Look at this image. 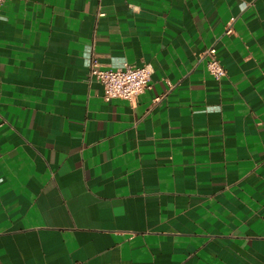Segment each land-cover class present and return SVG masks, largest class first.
Listing matches in <instances>:
<instances>
[{
    "label": "crops",
    "instance_id": "crops-1",
    "mask_svg": "<svg viewBox=\"0 0 264 264\" xmlns=\"http://www.w3.org/2000/svg\"><path fill=\"white\" fill-rule=\"evenodd\" d=\"M0 264H264V0L0 1Z\"/></svg>",
    "mask_w": 264,
    "mask_h": 264
},
{
    "label": "built area",
    "instance_id": "built-area-1",
    "mask_svg": "<svg viewBox=\"0 0 264 264\" xmlns=\"http://www.w3.org/2000/svg\"><path fill=\"white\" fill-rule=\"evenodd\" d=\"M2 1V0H0ZM226 33H230V27ZM201 58L205 61V67L209 75L215 80L220 81L226 76L224 67L216 57L214 46L206 48ZM152 70L149 65L132 66L123 65L119 69L102 68L96 55L90 59L88 77L102 87L103 99H123L133 102L136 97L148 88ZM159 98L155 99V101Z\"/></svg>",
    "mask_w": 264,
    "mask_h": 264
}]
</instances>
